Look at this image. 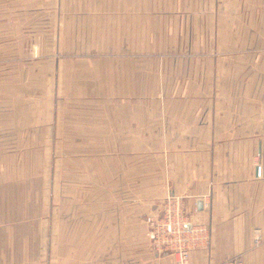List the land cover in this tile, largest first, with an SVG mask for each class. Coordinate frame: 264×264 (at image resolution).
I'll use <instances>...</instances> for the list:
<instances>
[{"label": "rangeland", "instance_id": "obj_1", "mask_svg": "<svg viewBox=\"0 0 264 264\" xmlns=\"http://www.w3.org/2000/svg\"><path fill=\"white\" fill-rule=\"evenodd\" d=\"M217 3L9 0L0 11L9 32V59L0 60V264L48 263L71 244L109 246L111 260L122 246L150 245L141 219H118L128 196L116 164L104 170L101 128L125 97L198 95L203 41L210 51L213 36L205 9ZM131 5L156 7L157 18L124 29L120 9Z\"/></svg>", "mask_w": 264, "mask_h": 264}, {"label": "crops", "instance_id": "obj_2", "mask_svg": "<svg viewBox=\"0 0 264 264\" xmlns=\"http://www.w3.org/2000/svg\"><path fill=\"white\" fill-rule=\"evenodd\" d=\"M222 1L205 9L213 36L210 51L203 41L198 95L185 89L183 99L148 103L131 95L118 102L112 125L109 117L103 121L104 170L116 164L118 186L128 196L118 203V219L127 213L141 219L139 231L146 229L150 245L122 246L111 260L109 246L71 244L68 256L43 264H177L153 250L144 220L160 213L168 196L179 199L189 221L208 227L207 242L190 251L188 264H230L234 257L264 264V0ZM8 2L0 0V11L9 10ZM153 8L120 9V26L157 18ZM0 28V60H8V26ZM112 137L117 148L110 150Z\"/></svg>", "mask_w": 264, "mask_h": 264}, {"label": "built area", "instance_id": "obj_3", "mask_svg": "<svg viewBox=\"0 0 264 264\" xmlns=\"http://www.w3.org/2000/svg\"><path fill=\"white\" fill-rule=\"evenodd\" d=\"M255 167L256 176L261 177L263 168L259 160L255 163ZM144 220L153 250L159 254L172 256L177 264H188L190 251L207 242L208 227L189 221L177 197L168 196L161 212L147 214ZM258 240L259 236L256 235L255 244ZM228 262L241 264V259L234 257Z\"/></svg>", "mask_w": 264, "mask_h": 264}, {"label": "water", "instance_id": "obj_4", "mask_svg": "<svg viewBox=\"0 0 264 264\" xmlns=\"http://www.w3.org/2000/svg\"><path fill=\"white\" fill-rule=\"evenodd\" d=\"M201 206H202V201L198 200V201H197V208H199V209H200V208H201ZM188 226H189V225H188Z\"/></svg>", "mask_w": 264, "mask_h": 264}]
</instances>
